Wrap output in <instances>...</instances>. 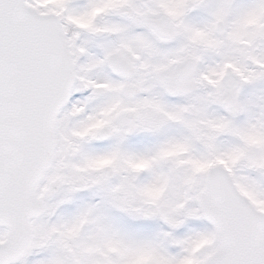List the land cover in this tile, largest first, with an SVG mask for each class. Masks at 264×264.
<instances>
[{
	"label": "snow or ice",
	"instance_id": "1",
	"mask_svg": "<svg viewBox=\"0 0 264 264\" xmlns=\"http://www.w3.org/2000/svg\"><path fill=\"white\" fill-rule=\"evenodd\" d=\"M0 264H264V0H0Z\"/></svg>",
	"mask_w": 264,
	"mask_h": 264
}]
</instances>
